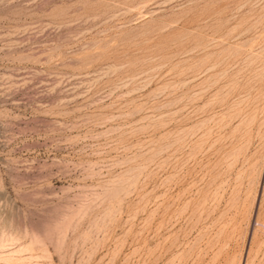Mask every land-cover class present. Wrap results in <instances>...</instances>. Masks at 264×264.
Returning <instances> with one entry per match:
<instances>
[{
	"label": "rangeland",
	"instance_id": "rangeland-1",
	"mask_svg": "<svg viewBox=\"0 0 264 264\" xmlns=\"http://www.w3.org/2000/svg\"><path fill=\"white\" fill-rule=\"evenodd\" d=\"M0 264H264V0H0Z\"/></svg>",
	"mask_w": 264,
	"mask_h": 264
}]
</instances>
